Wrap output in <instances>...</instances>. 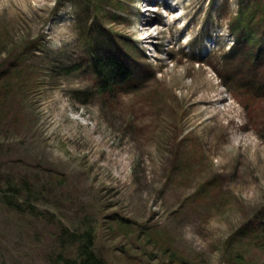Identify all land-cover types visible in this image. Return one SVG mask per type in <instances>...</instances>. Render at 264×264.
I'll list each match as a JSON object with an SVG mask.
<instances>
[{
  "label": "rangeland",
  "instance_id": "obj_1",
  "mask_svg": "<svg viewBox=\"0 0 264 264\" xmlns=\"http://www.w3.org/2000/svg\"><path fill=\"white\" fill-rule=\"evenodd\" d=\"M99 42L128 85L97 86ZM259 50L264 0H0V264L89 230L105 264H264Z\"/></svg>",
  "mask_w": 264,
  "mask_h": 264
},
{
  "label": "trees",
  "instance_id": "obj_2",
  "mask_svg": "<svg viewBox=\"0 0 264 264\" xmlns=\"http://www.w3.org/2000/svg\"><path fill=\"white\" fill-rule=\"evenodd\" d=\"M87 52L90 56L89 67L101 90L107 91L114 85H128L131 80H134L135 73L127 60L102 42L97 45L92 44ZM248 53L250 58H248L240 76L244 88L239 87L241 89L239 99L247 98L249 102L256 105L264 99V53L260 50L257 52L248 51ZM99 93L102 94L101 91ZM94 242L93 232L86 231L78 240L80 247L77 249V256L62 258L57 264H105L104 260L95 252Z\"/></svg>",
  "mask_w": 264,
  "mask_h": 264
}]
</instances>
